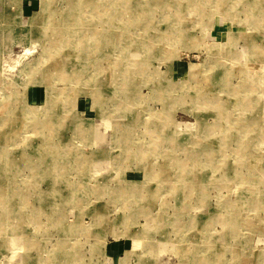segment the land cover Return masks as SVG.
<instances>
[{"label":"rangeland","instance_id":"1","mask_svg":"<svg viewBox=\"0 0 264 264\" xmlns=\"http://www.w3.org/2000/svg\"><path fill=\"white\" fill-rule=\"evenodd\" d=\"M0 264H264V0H0Z\"/></svg>","mask_w":264,"mask_h":264},{"label":"bare ground","instance_id":"2","mask_svg":"<svg viewBox=\"0 0 264 264\" xmlns=\"http://www.w3.org/2000/svg\"><path fill=\"white\" fill-rule=\"evenodd\" d=\"M53 121V120H52ZM49 124V123H48Z\"/></svg>","mask_w":264,"mask_h":264}]
</instances>
